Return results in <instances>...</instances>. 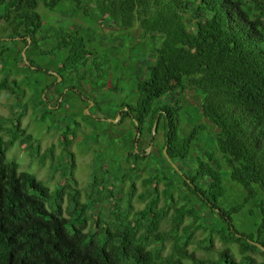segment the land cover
Segmentation results:
<instances>
[{"label":"trees","instance_id":"obj_1","mask_svg":"<svg viewBox=\"0 0 264 264\" xmlns=\"http://www.w3.org/2000/svg\"><path fill=\"white\" fill-rule=\"evenodd\" d=\"M65 1L69 0H0L1 31L12 39H0V62L10 58L15 66L24 61L22 52L27 47L30 64L24 81L31 85L32 72L38 71V105L46 104L47 113L52 112L51 103L45 101V91L52 84L48 76L58 78L50 74L51 65L63 76L62 71L80 72L93 56L81 29L55 30L39 11L40 5L53 10ZM86 1L119 29L139 27L153 44L148 75L138 82V99L123 114L128 116L132 110L134 127L139 122L143 133L141 123L150 115L149 122L144 121L150 136L155 135L158 120L157 130L164 131L165 141L150 154L132 151L124 159L128 166L122 160L118 163L123 168L122 184H132L130 199L137 180L148 172L139 194L146 204L134 210L130 201L122 202V192L114 198L110 189L97 199L98 216L93 212L88 217L90 201L80 203L81 192L71 174L56 193V198L64 199L68 191V207L63 212L60 202L49 210V187L8 158V143L0 135V264H264V250L253 243L264 246V0ZM20 42L25 45L18 49ZM31 53L55 60L43 67ZM34 65L40 70L35 71ZM8 75L2 78L0 90L20 91L15 83L8 84ZM190 91L200 98L201 108L190 102L181 104L180 96ZM190 105L198 121L182 134L179 114ZM203 118L212 130L198 123ZM15 128L9 144L26 134L20 130V118ZM204 132L213 147L195 155L194 145ZM165 148L177 167L169 162ZM133 163L144 167H133ZM61 172L66 176L64 169ZM224 175L243 187L238 204L224 203ZM98 182L88 187L89 197L96 199ZM175 192L183 204L176 203ZM162 200L167 207L161 205ZM79 208L85 225L66 215ZM238 219L242 230L235 222ZM87 222L95 231L86 229ZM202 227L206 234L201 243L206 251L216 236L225 245L216 257L200 258L189 249ZM254 253L263 259L258 262Z\"/></svg>","mask_w":264,"mask_h":264},{"label":"rangeland","instance_id":"obj_2","mask_svg":"<svg viewBox=\"0 0 264 264\" xmlns=\"http://www.w3.org/2000/svg\"><path fill=\"white\" fill-rule=\"evenodd\" d=\"M81 2L79 5L77 1H65L53 10H48L40 5L39 11L46 24L52 25L55 30L60 28L67 31L81 29L80 33L86 38L93 55L90 56L88 66L83 67L80 72L62 71L63 76H61L57 72L58 67L51 65L50 74L52 73L58 78L54 79L53 75L48 76L47 81L52 84L45 91V95H48L45 101L51 103L49 108L52 112L47 113L46 104L42 103L41 108L38 105L37 94L39 92L36 93L35 86L38 82L36 79L38 71L36 70L40 69L36 68L37 65L33 66L36 72H32L31 85H27L24 81L28 69L26 65L30 64L27 52L28 62L24 57V61L16 63L15 66V62L10 58L6 62H0V83L4 75L9 74L8 84L15 83L14 86L17 88L20 86V91L0 90V135L8 143V158L16 160L20 165V170L35 174L49 187L51 196L46 203L49 210L59 206L60 202H63V212L68 207L70 203L68 191L64 193V199L56 198V193L59 185L66 183L71 174L76 180L74 186L77 191L81 192L80 203L90 201L88 217L98 208L99 211L101 210L97 199L105 197L110 189H113L115 193L114 198L122 192L123 203L130 201L134 210L142 209L146 203L140 200L139 194L144 190L142 180L148 176V172L141 174L136 182L135 193L130 199L132 184L130 181L122 184L123 168H120L118 163L122 159V162L126 164L124 157L129 154L130 146L125 142L131 137V128L129 129V121L125 118V123L118 122L117 124L113 119H118L121 106L125 105L123 109L127 110L126 105L132 106L137 101L138 82L148 75L153 44L150 42L149 36L142 35V30L139 27L119 29L118 26L109 22L95 5L92 6L86 0H81ZM0 39L12 40L5 31H1V26ZM24 45V42H20L18 49ZM30 57L43 67L49 66V63L55 60V58L45 57L38 53H31ZM11 70L13 71L11 72ZM42 75L44 74L40 75L41 81L44 80ZM63 77L66 78L65 85ZM44 85L46 82L42 83L41 87L44 88ZM56 85L60 87V91L59 88L57 91L58 94ZM22 90H24L23 94H21ZM87 97L90 99L88 100ZM180 98L181 104L190 102L201 108L200 98L194 91L184 93ZM89 101L93 104H88ZM87 109L89 110L87 111ZM19 118L20 130H24L26 134L18 138L14 144H9L14 137L13 131L16 129L15 126ZM197 119L193 106L184 107L179 114V127L182 134L189 131L197 123ZM203 122L207 124L209 130L213 129V126L205 118L198 123ZM208 136L207 132L201 133L200 140L194 145L193 154L202 153L203 148L213 147L212 140ZM150 139H153L150 143L152 144L150 152L158 150V146L165 141L164 131L161 130L158 133L156 130L155 135L150 136ZM51 161L57 167L51 164ZM71 164H73V169ZM59 166L64 169L66 176L61 172L62 169H58ZM126 166L128 165L126 164ZM132 166L144 167L143 164L135 163ZM185 167L188 169V166ZM224 178L227 188L224 203L227 206L238 204L243 199V187L230 180L226 175ZM95 180L99 181L97 185L100 186L95 191L96 199L87 194L88 187L90 188V184ZM164 188L165 185L162 184V198ZM175 199L179 205L185 202L178 192H175ZM111 201L112 199H109L108 202ZM161 205L167 207L164 200L161 201ZM102 210L106 212L107 208L102 207ZM99 211L95 212V216H98ZM81 212L82 210L79 208L66 215L70 220L74 219L78 225L81 223L85 225ZM235 222L239 230H242L243 223L239 219ZM87 223L86 229L95 231L94 225L91 222ZM169 226L167 222L163 228L167 230ZM205 234V229L200 228L189 249L193 250L200 258L216 257L217 251L223 249L225 245L216 236L214 245L206 251L201 243ZM232 247L236 252L237 259H240V254L237 253L238 246L234 244ZM254 256L257 257L258 262L263 259L259 253H254Z\"/></svg>","mask_w":264,"mask_h":264},{"label":"flooded vegetation","instance_id":"obj_3","mask_svg":"<svg viewBox=\"0 0 264 264\" xmlns=\"http://www.w3.org/2000/svg\"><path fill=\"white\" fill-rule=\"evenodd\" d=\"M57 86V85H56ZM58 88H59V91H60V87L57 86L56 87V93L58 94ZM69 89V87H67ZM73 88V87H72ZM64 90V89H63ZM58 96V95H57ZM88 98V97H87ZM90 98H88L89 100ZM90 102V101H89ZM88 102V104H90ZM134 105V104H133ZM127 106V110L129 109V105H126ZM124 105L120 107V111H119V119L116 122V124L118 122L120 123H125L124 121V118L126 120L129 121V124H130V127L129 129L131 130V137H129L128 139H126V142L125 144L130 146V150H129V154L132 153V151H134L135 153H138L140 155H145V154H150V140H149V137H150V132L147 131V126L145 125V123L149 122V117L150 115H148L144 120L143 122L141 123V127L144 128V133H143V130L139 131V128H140V125H139V122H136V126L137 127H134V124H133V121L135 120L136 121V118H134V115L132 113V110H130V115L128 116H124V109H123ZM146 120V122L144 123V121ZM119 123V124H120ZM132 134H134V137H132ZM144 144V145H143ZM132 147V148H131ZM118 148V146H117ZM129 154H126V157H124V159H126ZM128 155V156H127ZM122 160V159H121ZM122 165H124V163H122Z\"/></svg>","mask_w":264,"mask_h":264},{"label":"water","instance_id":"obj_4","mask_svg":"<svg viewBox=\"0 0 264 264\" xmlns=\"http://www.w3.org/2000/svg\"><path fill=\"white\" fill-rule=\"evenodd\" d=\"M29 41H31V38H29ZM26 52H27V47L23 50V57H24V59H25V61L26 62H28V59H27V54H26ZM58 75V74H57ZM90 104H93L91 101H90ZM89 109H87V111H88ZM119 117L120 116H118V119H119ZM118 119H113L114 121H117ZM157 126H158V120L155 122V124H154V128H153V132H154V134L156 133V130H157ZM151 147H152V144L150 145V149L149 150H151ZM164 153H165V155L167 156V158H168V160H169V162L172 164V165H174L175 167H177V164L176 163H174L173 162V160H171V158L168 156V154H167V151H166V148L164 149ZM253 243H255L256 245H258L262 250H264V246H262L261 244H259V243H257V242H253Z\"/></svg>","mask_w":264,"mask_h":264}]
</instances>
